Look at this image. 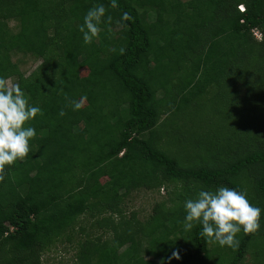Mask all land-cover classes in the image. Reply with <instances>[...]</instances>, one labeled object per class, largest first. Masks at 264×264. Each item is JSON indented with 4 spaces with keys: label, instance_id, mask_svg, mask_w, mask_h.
I'll return each instance as SVG.
<instances>
[{
    "label": "trees",
    "instance_id": "16d2710c",
    "mask_svg": "<svg viewBox=\"0 0 264 264\" xmlns=\"http://www.w3.org/2000/svg\"><path fill=\"white\" fill-rule=\"evenodd\" d=\"M97 3L111 20L102 18L97 37L84 44L78 28ZM117 5L0 0V86L15 78L42 109L26 122L36 129L28 156L0 173V264H41L46 248L82 232L80 216L104 211L96 224L108 227L111 238L83 239L76 264H242L257 238L264 241V0ZM124 12L130 19L121 23ZM12 17L16 31L6 24ZM11 50L41 61L23 76L7 57ZM197 84L217 87L204 106L196 101ZM80 98L85 104L73 110ZM163 138L181 160L160 147ZM163 181L180 185L177 204H154L145 225L124 217L123 191ZM220 185L244 191L262 209L259 237L237 233L234 250L208 243L199 224L182 228L184 200ZM173 251L178 260L168 259Z\"/></svg>",
    "mask_w": 264,
    "mask_h": 264
},
{
    "label": "clouds",
    "instance_id": "9594fccd",
    "mask_svg": "<svg viewBox=\"0 0 264 264\" xmlns=\"http://www.w3.org/2000/svg\"><path fill=\"white\" fill-rule=\"evenodd\" d=\"M117 6V0H109V7L115 9ZM105 13L103 3L94 4L86 11L78 28L84 44H89L97 37L101 31L102 18L105 24L111 20ZM129 19L126 12L121 13V23ZM72 107L76 110L81 104L73 101ZM41 114L42 109L28 102L19 84H12L10 88L0 86V173L5 171V166L28 156L29 141L36 135V129L26 122ZM63 114L61 109L59 115ZM0 179H3V175H0ZM183 209L184 232L199 224V234L208 243L233 250L239 244L237 233H254L260 228L262 209L251 204L244 191L225 185L198 190L194 198L184 200ZM172 258L179 259L176 251L168 259ZM161 264H164L163 260Z\"/></svg>",
    "mask_w": 264,
    "mask_h": 264
},
{
    "label": "rangeland",
    "instance_id": "374dc122",
    "mask_svg": "<svg viewBox=\"0 0 264 264\" xmlns=\"http://www.w3.org/2000/svg\"><path fill=\"white\" fill-rule=\"evenodd\" d=\"M151 18H152V14L150 13L149 20H152ZM6 24L8 29L11 31H16L18 29V20L16 18L13 17L7 18ZM118 29H119V25L116 22L114 26L111 28V30L116 32ZM96 40L98 41V39ZM7 57L10 58L11 61L16 62L17 67L20 73L23 74V76H27L41 61L40 57H34L28 53L20 52L18 50L9 51L7 53ZM86 72H87L86 67L80 69L81 75L85 74ZM178 76L177 77L175 76L172 79L173 83L177 81ZM3 82L5 87L10 88L12 84L16 83V79L9 76L4 78ZM240 86H241L240 83H238L235 86V88L239 91V93H244L245 89L241 88ZM196 87L197 90L200 91V94L197 95L198 97L196 101L201 106L207 104L205 101H207V99H209L211 96L215 95L217 91L216 86H208L203 88V86L197 84ZM26 89L27 88H25L23 91H26ZM80 104L81 105L85 104V101L82 98H80ZM236 106L237 105L235 104V107ZM206 107L207 110L208 109L210 110V106L208 107L206 105L205 108ZM207 113L205 111V116H204L205 118H207L206 116ZM210 118H212L211 114L206 119V121H208ZM194 121H196V124H198L197 120ZM169 144L170 142H168L166 138H163L161 140L160 147L164 148V150L169 152L170 154L171 153L175 154V156H177V159L181 160L182 158L180 154L178 155L176 152L177 148L175 147L174 150V145H169ZM120 154L121 152L118 155ZM105 180H107L106 175H102L99 177L100 182H104ZM179 187L180 185L178 183L175 184L165 181L160 182L158 185H155L153 187H146V186L144 187L138 185L136 187L123 191L122 197L119 199L118 207L121 210L124 217L130 218L134 221H139L142 224H144L147 221V218L151 216L152 208L154 204L164 202L165 208L166 207L170 208L173 207V205L177 204L175 202V197H176L175 195L178 191H181ZM108 214L109 211H104L100 216L95 215L92 216L91 219L86 218V214L80 216L77 222V226L80 225V227L82 228L81 230L82 232L79 234L77 233L76 236H73V239L71 241H67L64 238H62V240H57L49 248H46V250H44L40 256L41 264H76L75 252L79 246V243L82 242L83 239L86 238L94 239L95 237H100V240H102V239L111 238L112 232L111 230L108 229V227L99 228L98 225L96 224L97 218L101 216L102 217L107 216ZM112 215L113 217L116 216L115 214ZM90 221L92 222V225H90ZM255 234L256 237H259L258 232H255ZM259 238H257L258 243L252 245L253 247L252 246L250 247V251L248 250L244 255L242 264H260L261 263L260 257H262L261 264H264V255L260 254L261 247L262 245L264 246V241H261V239ZM77 239H79L78 243H77L78 241ZM211 244L213 246L215 245L213 243ZM123 249L124 246L120 248V251H122ZM213 252L216 255L215 250ZM150 258L151 257L149 255L145 256V259H150Z\"/></svg>",
    "mask_w": 264,
    "mask_h": 264
},
{
    "label": "built area",
    "instance_id": "2783aa9c",
    "mask_svg": "<svg viewBox=\"0 0 264 264\" xmlns=\"http://www.w3.org/2000/svg\"><path fill=\"white\" fill-rule=\"evenodd\" d=\"M240 7V9H243V5H238ZM252 33L254 34V36H256L257 38H260V33L257 29H252Z\"/></svg>",
    "mask_w": 264,
    "mask_h": 264
}]
</instances>
